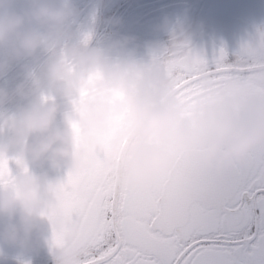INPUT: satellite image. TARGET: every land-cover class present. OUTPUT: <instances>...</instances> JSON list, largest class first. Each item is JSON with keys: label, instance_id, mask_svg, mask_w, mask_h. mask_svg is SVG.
Listing matches in <instances>:
<instances>
[{"label": "clouds", "instance_id": "1", "mask_svg": "<svg viewBox=\"0 0 264 264\" xmlns=\"http://www.w3.org/2000/svg\"><path fill=\"white\" fill-rule=\"evenodd\" d=\"M16 3L0 0V78L15 62L32 63L14 87L0 86V159L9 161L0 172V248L26 253L43 243L54 264H82L81 241L64 232L66 219L53 190L58 182L31 165L84 167L107 144L108 179L130 187L153 182L175 166L179 153H195L221 171L264 143L259 93L225 92L204 75L202 85L217 98L185 112L168 71L170 60L193 51V31L184 22L166 20L168 40L148 43L144 58L129 47L133 37L93 43L101 0L87 22L75 0H22L19 9ZM232 66V77L264 84V33L236 54ZM16 100L23 103L10 110ZM61 102L68 107L62 110ZM61 232L62 242L53 244L54 233Z\"/></svg>", "mask_w": 264, "mask_h": 264}, {"label": "snow or ice", "instance_id": "2", "mask_svg": "<svg viewBox=\"0 0 264 264\" xmlns=\"http://www.w3.org/2000/svg\"><path fill=\"white\" fill-rule=\"evenodd\" d=\"M232 67L224 63L223 48L214 63L195 51L170 60L185 112L217 98L202 85L204 75L216 89L264 95V84L232 77ZM109 155L106 144L53 187L64 232L81 241L82 264H264V143L221 171L195 153H179L175 166L153 182L130 187L108 179ZM8 167L0 159V172ZM64 232L54 233L53 244L62 242Z\"/></svg>", "mask_w": 264, "mask_h": 264}, {"label": "flooded vegetation", "instance_id": "3", "mask_svg": "<svg viewBox=\"0 0 264 264\" xmlns=\"http://www.w3.org/2000/svg\"><path fill=\"white\" fill-rule=\"evenodd\" d=\"M81 19L87 22L95 0H75ZM22 0H17L19 9ZM93 43L108 44L124 36L133 37L129 47L138 57L147 58L146 45L168 40L163 25L166 20L182 21L193 31V51L214 63L224 50V63L233 65L236 54L246 45H255L264 33V0H101ZM119 17V24L109 18ZM32 60L15 62L0 78V86L11 89L24 78L25 65ZM23 101L7 105L15 110ZM62 103V110L67 105ZM57 124L62 125L61 114ZM13 169L15 163L11 164ZM49 177V176H48ZM66 177V176H65ZM0 264H54L49 247L37 243L26 253L4 246L0 248Z\"/></svg>", "mask_w": 264, "mask_h": 264}, {"label": "water", "instance_id": "4", "mask_svg": "<svg viewBox=\"0 0 264 264\" xmlns=\"http://www.w3.org/2000/svg\"><path fill=\"white\" fill-rule=\"evenodd\" d=\"M33 171L37 173H44L53 181L59 182L65 178L68 172V166L64 165L60 168H51L46 163L43 165H31Z\"/></svg>", "mask_w": 264, "mask_h": 264}]
</instances>
